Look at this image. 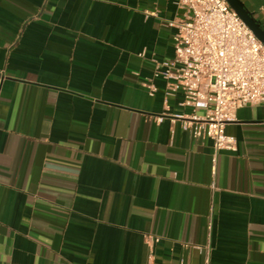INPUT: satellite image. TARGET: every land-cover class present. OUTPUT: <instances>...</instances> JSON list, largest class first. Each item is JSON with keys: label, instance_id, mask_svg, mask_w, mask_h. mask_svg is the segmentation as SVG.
<instances>
[{"label": "crops", "instance_id": "crops-1", "mask_svg": "<svg viewBox=\"0 0 264 264\" xmlns=\"http://www.w3.org/2000/svg\"><path fill=\"white\" fill-rule=\"evenodd\" d=\"M241 1L264 28V0ZM183 17L0 0V264H264V105L237 110L215 161L171 122L192 108L153 73Z\"/></svg>", "mask_w": 264, "mask_h": 264}, {"label": "built area", "instance_id": "built-area-1", "mask_svg": "<svg viewBox=\"0 0 264 264\" xmlns=\"http://www.w3.org/2000/svg\"><path fill=\"white\" fill-rule=\"evenodd\" d=\"M184 17L177 23L174 56L157 64L153 77L183 91L181 105L191 112L171 114L172 123L198 139L213 143V160L221 150L235 151L237 141L226 126L245 105H264V42L227 0H177ZM151 95L157 91L147 83ZM165 115H155L162 122ZM157 241L158 238L152 239ZM203 264H212L209 255Z\"/></svg>", "mask_w": 264, "mask_h": 264}, {"label": "water", "instance_id": "water-1", "mask_svg": "<svg viewBox=\"0 0 264 264\" xmlns=\"http://www.w3.org/2000/svg\"><path fill=\"white\" fill-rule=\"evenodd\" d=\"M230 6L239 14L247 23L255 35L264 42V28L252 13L244 6L241 0H227Z\"/></svg>", "mask_w": 264, "mask_h": 264}]
</instances>
